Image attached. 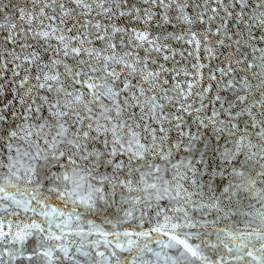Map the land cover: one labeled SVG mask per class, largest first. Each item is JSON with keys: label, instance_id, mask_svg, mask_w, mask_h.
<instances>
[{"label": "snow or ice", "instance_id": "snow-or-ice-1", "mask_svg": "<svg viewBox=\"0 0 264 264\" xmlns=\"http://www.w3.org/2000/svg\"><path fill=\"white\" fill-rule=\"evenodd\" d=\"M27 3L17 8L19 23L0 4V264H112L124 253L132 264L137 250L152 251L140 247L152 232H171L165 247L184 261L264 264V212L243 213V230L213 227L239 216L249 193L264 207V0ZM174 22L181 34L165 35ZM169 39L213 60L231 48L229 66L216 71L223 79L233 62L244 64L235 102L211 112L189 103L202 95L203 64L185 72L192 82L162 81L168 70L157 60ZM209 129L214 144L202 139ZM181 150L198 154L201 167L173 163ZM149 211L165 224L120 230Z\"/></svg>", "mask_w": 264, "mask_h": 264}, {"label": "water", "instance_id": "water-1", "mask_svg": "<svg viewBox=\"0 0 264 264\" xmlns=\"http://www.w3.org/2000/svg\"><path fill=\"white\" fill-rule=\"evenodd\" d=\"M137 4L141 3V0H136ZM0 4L5 6L4 14L9 18V22H16L19 23V17L16 16V11L18 7H31L30 4L27 3V0H0ZM114 21L117 19L116 17L113 18ZM103 22V20H102ZM167 31L164 33L167 35V33L171 32L174 34H181L180 25L173 23V25L166 26ZM153 33L155 35H160V29L153 26ZM89 39H93L91 36ZM55 43V42H54ZM169 51H163L162 53L158 54L160 56V59L157 60V68L160 64H163L164 68L168 71L163 73L161 75V80H168V86L171 87L175 85L177 81H180L182 84L186 82H192L193 76L192 75H186L185 72L191 73L193 69L191 68V65L193 63H199L203 64L204 67L200 69L202 75L196 77L200 82L196 85V92L202 93V95L194 96L192 100L189 101V103H192L194 107L199 108L201 101L206 106L205 111L211 112L213 110L220 111L221 105L223 104L225 107H227L226 101L229 102H235L234 96L240 92V83L241 78L245 76V72L242 71L244 69V64L240 63H232V67L235 71L229 73L227 77H224L221 79V73L217 72L216 70L220 67H224L227 69L228 61L226 57L232 52V49L229 48L227 52H224V55L220 56L219 59H210L206 53H204L203 56H200L196 50L193 48L192 45H187L184 41L181 40H175V39H169ZM227 44V41H226ZM93 46H96L95 41H93ZM135 51L140 52L141 55H143V52L140 49H135ZM170 51H175L176 55L174 58H170L169 60L165 61L163 59L164 55H169ZM223 51V50H222ZM183 53V55H181ZM191 53V55H189ZM157 54H153V59L156 58ZM247 55V54H246ZM237 72L239 75H237ZM177 73H180L179 76H177ZM215 73L217 76L216 80H212L211 76ZM248 75H251L248 73ZM169 77H175V79H169ZM231 80L233 83L236 84L235 89H229L226 87V81ZM253 83L255 81L253 80ZM207 89V91H204ZM240 94H243L242 92ZM220 96V101H216V97ZM2 99V98H0ZM11 97H7L4 99V102H7V100H10ZM178 107V105H177ZM138 111V110H137ZM185 122L187 123L188 127H190L192 130H195L196 125L193 123V120L195 117H192V119H189V114H184ZM246 119V118H245ZM204 130H202V139H205L211 143H216L215 138L212 134L211 129L207 130V136H203ZM173 135L175 133L173 132ZM176 142V141H174ZM221 144H223V141H220ZM197 147L203 149V143L198 142ZM177 159L173 160V163H177L178 160H184L185 163H187L189 160L193 162V165L196 168H200L201 164L199 163V155L197 154L195 158L192 155L186 154L183 150H181L179 153L176 154ZM243 159V157H241ZM5 163H7V159L5 158ZM110 171V170H109ZM3 172H7V168L3 169ZM192 174L189 173V176ZM194 178V177H193ZM223 179V178H221ZM185 187H188V184H185ZM257 189H259V186H257ZM192 190L191 188L189 189ZM196 197H193V200H195ZM258 197L253 196L251 193H249L248 198L244 200L243 204L239 205L240 209V215L235 218H229L221 223L213 225L215 228H223L228 230H243L248 226V221L245 220L243 213H248L249 217H253L255 213L257 212H264V207L260 203H258ZM155 201H153V205L155 206ZM167 201L161 202V206H164L167 204ZM176 207H179V205H175ZM233 212L236 211L234 208L232 210ZM190 215H194L197 218L200 217V213L193 212L190 210ZM139 213H135L134 216L136 219H133L129 221L131 224V228H128V225H122L120 227L121 231H124L125 229L128 230H136V231H143V232H149L152 228L158 227L160 225L165 224V220L162 217L159 219L155 216L154 212L149 211V215L144 217L143 220L139 219ZM169 216H172V213H168ZM180 215V214H177ZM214 217L213 215L205 216L204 218L207 220H212ZM89 219H94V217H89ZM103 217L98 219L96 222L100 223ZM175 219L171 221V223H176ZM185 232H192L197 233L201 231V229L198 228H185L183 229ZM209 231H211V228H209ZM171 235V232H169V235H164L163 232H152L150 237H144L140 239V247L143 248L144 244H147L152 251L147 252L145 251H139L133 253V255L138 256L139 259L132 260V256H128V259L132 262V264H203V262L200 261H192L191 259L189 261H184L183 259H179V253L174 248H168L165 247L166 244L169 242V237ZM213 240H215V237L213 236ZM189 243L195 245L199 244L200 240L197 239L195 236L189 238ZM182 250V249H181ZM157 253L159 255H157ZM119 254V253H118ZM124 255H127V253H124L121 255V258L119 261H113L112 264H125L124 261ZM205 255H208L211 258H213L212 253L209 250H205Z\"/></svg>", "mask_w": 264, "mask_h": 264}]
</instances>
